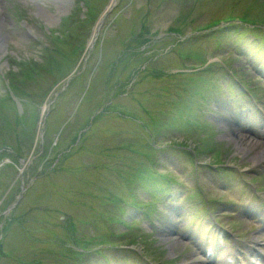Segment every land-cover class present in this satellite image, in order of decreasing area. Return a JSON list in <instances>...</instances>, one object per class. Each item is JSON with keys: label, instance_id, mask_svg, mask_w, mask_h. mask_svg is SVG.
<instances>
[{"label": "rangeland", "instance_id": "1", "mask_svg": "<svg viewBox=\"0 0 264 264\" xmlns=\"http://www.w3.org/2000/svg\"><path fill=\"white\" fill-rule=\"evenodd\" d=\"M55 1L17 2L30 11L35 6L44 9L42 17L36 18V25L29 26L34 39L39 38L38 43L19 36V30L8 23L5 28L0 26L8 39L0 32L3 37L0 42L3 43L0 54V245L8 254V257L0 256V264H104L92 252L95 249L92 247H99L103 238H108L117 244L115 249L121 248L123 242L114 234L124 221L120 220L115 227L109 217L118 214L119 208L125 205L120 197L132 192L142 180L148 161L145 155L156 162L162 159V168L174 171L185 189L195 186L196 178L183 167L187 162L184 155L173 151L168 157L156 155L158 149L168 150L162 143L165 117L157 111L161 108L157 98L163 95L165 85L170 97H175L172 82L180 78L167 79L161 70L177 67L178 55L172 59L170 54L156 56L154 51L175 46L178 36L174 31L179 27L182 31H191L203 20L229 12L233 5L236 11L242 12L245 6H256L259 2L230 0L229 5L227 0H202L200 4L194 0H172L181 2L175 5L164 0H119V5L105 18L99 39L81 61L90 35L97 28L95 24L110 0H92L88 6L82 5L76 18L70 16L76 9L73 0H69L68 7H60L58 0ZM0 12H3L2 5ZM204 42H208V47L214 44V39L209 37ZM75 68L78 69L71 74ZM192 84V81L186 82L185 94L190 92ZM258 95L259 105L264 109V93ZM45 105L49 112L42 121ZM249 106L253 107L251 103ZM99 108L103 110L94 116L90 125L93 128L85 129L76 142L77 134L88 126L90 116ZM42 126L46 129L43 127L45 134L40 144L38 133ZM184 134H177L176 140L188 138V132ZM224 137L229 145L226 147L229 154L224 157L228 158L227 163L250 168L247 172L252 174L257 164L255 155L261 151L264 155V140L251 133L233 135L229 129ZM205 142L210 157L202 155L200 184L212 193L222 194L223 200L242 203L252 198L248 188L242 186L247 178L236 175L228 179L232 188L218 189L222 176L218 178V172L206 170L205 162L210 159L220 163L224 153L219 150L220 143H211L209 138ZM6 146L9 149L4 150ZM190 146L193 148L194 144ZM19 153H24L26 158L31 156L29 164L15 158ZM128 180H134L133 185L122 189V183ZM18 193L24 196L10 210ZM194 196L199 199L198 192ZM191 199L185 192L180 193L173 202L177 206L174 210L180 211L172 213L171 219L161 214L152 215L153 221L140 216L137 226L160 240L152 243V248L157 249L149 246L148 259L151 257L156 264H208L210 258L201 252L203 245L214 247L217 228L212 225L210 228V217L204 214V206ZM226 208L222 205L217 214H228L230 211H224ZM192 219L195 224H186ZM229 219L222 216L224 228L228 226L236 233L247 235L240 224L246 226L250 219L243 218L239 224L234 218L235 221L226 224L225 220ZM152 222L156 224L153 227L149 225ZM194 225L197 239L184 242L183 228L189 231ZM165 230L173 232L166 234ZM78 244L87 249L81 250ZM222 246L216 257L232 254V241ZM113 249L105 250L113 264H148L134 251L124 254ZM169 256L174 260L167 261L165 258Z\"/></svg>", "mask_w": 264, "mask_h": 264}, {"label": "bare ground", "instance_id": "2", "mask_svg": "<svg viewBox=\"0 0 264 264\" xmlns=\"http://www.w3.org/2000/svg\"><path fill=\"white\" fill-rule=\"evenodd\" d=\"M114 1V0H113ZM58 3H59V5H60V7H68V5H69V0H58ZM104 14H107V12H105ZM103 18H104V16H103ZM102 18V19H103ZM98 29H99V27L97 26V28H96V30H95V35H96V32H98ZM94 36V35H93ZM3 37L0 35V42H2L3 41V39H2ZM3 47V43H0V54H1V50L3 49L2 48ZM72 74H74V73H72ZM71 75V74H70ZM48 112H49V109H48V107H47V105H45L43 108H42V111H41V118H42V121L43 120H45V116H46V114H48ZM43 127L44 126H42L41 128H42V130H40V132H43ZM232 130V129H231ZM238 133V132H237ZM234 134V133H233ZM243 141V140H242ZM238 146V145H237ZM240 147H241V145H240ZM255 147V146H254ZM257 147V146H256ZM241 149H242V147H241ZM262 154V151L260 152V153H258L257 155H255V157L254 158H256V160H257V158H263L264 157V155H261ZM122 221H125V220H121V222Z\"/></svg>", "mask_w": 264, "mask_h": 264}, {"label": "trees", "instance_id": "3", "mask_svg": "<svg viewBox=\"0 0 264 264\" xmlns=\"http://www.w3.org/2000/svg\"><path fill=\"white\" fill-rule=\"evenodd\" d=\"M92 128H93V126H92Z\"/></svg>", "mask_w": 264, "mask_h": 264}]
</instances>
